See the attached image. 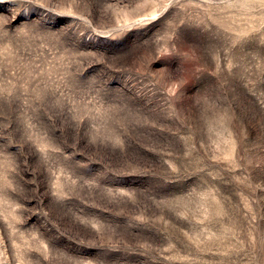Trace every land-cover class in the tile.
Here are the masks:
<instances>
[{"label":"rangeland","instance_id":"rangeland-1","mask_svg":"<svg viewBox=\"0 0 264 264\" xmlns=\"http://www.w3.org/2000/svg\"><path fill=\"white\" fill-rule=\"evenodd\" d=\"M0 264H264V0H0Z\"/></svg>","mask_w":264,"mask_h":264}]
</instances>
